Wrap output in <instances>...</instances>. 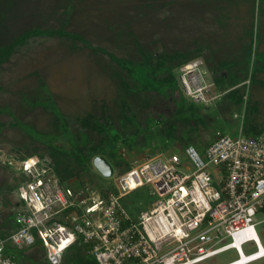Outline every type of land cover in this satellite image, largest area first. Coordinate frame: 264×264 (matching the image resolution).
<instances>
[{
  "label": "rangeland",
  "instance_id": "obj_1",
  "mask_svg": "<svg viewBox=\"0 0 264 264\" xmlns=\"http://www.w3.org/2000/svg\"><path fill=\"white\" fill-rule=\"evenodd\" d=\"M35 26L64 28L84 38L31 36L0 64L2 236L14 228L22 206L17 189L27 176L16 165L38 154L55 167V144L65 145L58 153L65 158L57 163L60 170H70L62 181L104 191L115 184L113 174L137 157L189 143L201 147L221 132H264V0H0V44ZM143 50L153 54V61L168 52L197 53L175 66L178 86L159 92L140 82L144 74L138 71L152 69L143 61ZM194 59L200 60L201 84L211 88L202 94L191 88L202 95L199 100L185 87H199L200 81L187 86L181 77V67ZM128 64L136 70L125 69ZM108 136L116 157L102 153L114 167L105 176L94 165L97 155L86 163L79 156ZM156 198L144 187L128 194L125 203L142 209ZM256 219L264 246V211ZM82 248L66 250L61 264H81L76 256ZM255 249L253 242L243 245L245 254ZM15 251L23 264H49L41 246ZM237 256L229 249L197 264ZM247 264H264V257Z\"/></svg>",
  "mask_w": 264,
  "mask_h": 264
},
{
  "label": "built area",
  "instance_id": "obj_2",
  "mask_svg": "<svg viewBox=\"0 0 264 264\" xmlns=\"http://www.w3.org/2000/svg\"><path fill=\"white\" fill-rule=\"evenodd\" d=\"M199 64L194 59L181 67L185 85L200 81ZM191 88L201 94L211 89L200 81L185 87L191 96ZM16 168L27 179L17 189L22 206L15 227L0 235V264H23L15 250L29 246L43 247L49 264H61L78 243L95 264H197L234 249L236 258L219 263L229 264L248 242L256 246L249 256L260 249L253 233L264 211V132H221L202 148L189 143L137 157L104 191L65 183L38 154ZM144 187L157 198L132 213L122 199Z\"/></svg>",
  "mask_w": 264,
  "mask_h": 264
},
{
  "label": "trees",
  "instance_id": "obj_3",
  "mask_svg": "<svg viewBox=\"0 0 264 264\" xmlns=\"http://www.w3.org/2000/svg\"><path fill=\"white\" fill-rule=\"evenodd\" d=\"M53 33L68 34V35L73 36V37L77 36L80 39L84 38L82 35L77 34V33L71 34L70 32L66 31L64 28L55 29V28L50 27V28H44L43 29L39 26L30 27V28L26 29L23 33L13 37L10 41L3 43V44H0V64L3 61L9 59L10 55L16 49H19L22 45H24V43L29 39V37L35 36V35H50ZM253 34H254V30H251L250 36H253ZM252 46L253 45H252V39H251L249 46L246 48L247 54H250V52L252 51ZM199 48H200V46H199ZM143 51H144V60L143 61L146 63V65H148V67H151L152 69H151V71L138 69L139 70L138 72H141L144 74L141 77L138 74L139 78L141 80L140 82L142 83V86H144L145 88H148L151 90L154 89L155 91H159V92L164 91L165 89H168V88L173 90L178 86V78H177L176 74L174 73L175 66L181 64V62H184L186 60L191 59L197 53V51L195 53H193L192 50H190L191 52H188V50H181V51H176V52H172V53L168 52V53L161 55L157 60L153 61L152 60L153 54L150 53V51H145V50H143ZM198 52H200V51H198ZM112 55L115 59H118L122 63L126 62L125 59L118 58L114 54H112ZM173 62H175L176 64ZM125 69H128V71L129 70H131V71L136 70V68L132 67L131 64H128V66H126ZM162 70H165L166 73L165 72H164L165 74L159 73ZM218 80H222V79L218 78ZM57 108L58 107L56 106L55 109H57ZM83 122L86 123L85 121H83ZM104 129H105V127H102V126L100 127V130H104ZM109 136L107 138H105L104 141L100 145H92V144L87 145L89 147L88 155H86V154L80 155L79 160L86 163V162L90 161V159H92L95 155H103V154H107V155H109V157L111 156V157L115 158L116 152H115V149L112 147L114 144L109 141ZM168 136L170 137L169 133H168ZM61 152L62 153L65 152V145L63 143L55 144L52 153L54 154L55 159L57 160V163L65 162V158L62 155L58 154ZM57 163H55L56 166L54 167L55 172L57 173L60 180H64L66 175L68 173H70V170H68L66 173H62V171L60 170V166ZM129 167H130V165L127 166V168H129ZM110 187H113V184H111ZM125 197L122 199L124 204H126L125 203ZM126 205L132 213L140 210L141 209L140 207H142L141 205L136 206V207L132 206V204H130V205L126 204ZM9 234H10V232H9ZM78 244H76V247L81 248L82 246H80V244L79 245ZM16 250H22V249H16ZM82 250H83V253H81V255L78 254L76 256L78 258V260L81 262V264H95L96 259L94 257H92L91 255H88L84 251V248H82ZM15 254L17 255L18 258H20L21 253L19 255L15 251ZM21 258H22V256H21Z\"/></svg>",
  "mask_w": 264,
  "mask_h": 264
},
{
  "label": "water",
  "instance_id": "obj_4",
  "mask_svg": "<svg viewBox=\"0 0 264 264\" xmlns=\"http://www.w3.org/2000/svg\"><path fill=\"white\" fill-rule=\"evenodd\" d=\"M94 165L97 167V169L103 174L110 176L113 174L114 167L112 163L109 161V159L106 156L103 155H97L94 158Z\"/></svg>",
  "mask_w": 264,
  "mask_h": 264
},
{
  "label": "bare ground",
  "instance_id": "obj_5",
  "mask_svg": "<svg viewBox=\"0 0 264 264\" xmlns=\"http://www.w3.org/2000/svg\"><path fill=\"white\" fill-rule=\"evenodd\" d=\"M254 236L256 237L257 241H258V244L260 245V249L257 253L253 254L252 256H249V254H245L244 251H243V247L241 248L242 249V256L240 259H238V261H235L233 263H229V264H244L243 262H248L250 259L253 260V259H261L264 257V246L262 245V242H261V239H260V236L259 234H256L255 232L253 233ZM238 244V242H237ZM260 257V258H259ZM252 263V262H251Z\"/></svg>",
  "mask_w": 264,
  "mask_h": 264
},
{
  "label": "crops",
  "instance_id": "obj_6",
  "mask_svg": "<svg viewBox=\"0 0 264 264\" xmlns=\"http://www.w3.org/2000/svg\"><path fill=\"white\" fill-rule=\"evenodd\" d=\"M203 146H201L200 148H202Z\"/></svg>",
  "mask_w": 264,
  "mask_h": 264
}]
</instances>
